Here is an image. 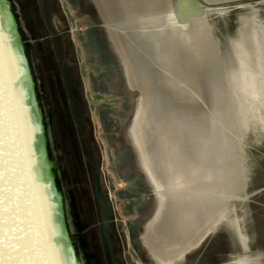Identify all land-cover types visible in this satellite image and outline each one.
Segmentation results:
<instances>
[{
    "label": "water",
    "instance_id": "1",
    "mask_svg": "<svg viewBox=\"0 0 264 264\" xmlns=\"http://www.w3.org/2000/svg\"><path fill=\"white\" fill-rule=\"evenodd\" d=\"M88 1L134 93L158 195L147 245L181 254L220 231L224 264H264V0ZM53 12L0 0L6 217L24 237L5 264H125Z\"/></svg>",
    "mask_w": 264,
    "mask_h": 264
},
{
    "label": "rangeland",
    "instance_id": "2",
    "mask_svg": "<svg viewBox=\"0 0 264 264\" xmlns=\"http://www.w3.org/2000/svg\"><path fill=\"white\" fill-rule=\"evenodd\" d=\"M82 2L85 3V0ZM56 3L64 19L68 20L69 17L75 27L78 47L72 40V33L61 34L73 59L98 168L124 262L169 264L188 249L181 254H162L147 245L143 237L147 223L156 212L158 195L130 136L129 125L135 109L134 93L124 80L121 62L109 41L103 40L105 45L99 39L95 41L103 45L105 54L100 58L98 45H94L93 39H87L88 32L100 37L92 26L102 25L90 4L86 2V7L79 11L78 0H69L67 10L60 1ZM67 11L69 15H65ZM86 14L91 21L85 17ZM79 55L82 59L77 57ZM194 246L171 264L224 262L227 242L222 232H211L198 246ZM151 252L158 260L152 257Z\"/></svg>",
    "mask_w": 264,
    "mask_h": 264
},
{
    "label": "snow or ice",
    "instance_id": "3",
    "mask_svg": "<svg viewBox=\"0 0 264 264\" xmlns=\"http://www.w3.org/2000/svg\"><path fill=\"white\" fill-rule=\"evenodd\" d=\"M3 18L0 17V71L3 68ZM3 104L2 97H0V264H5V256L9 249L13 252L21 250L24 237L15 234V229L7 226L8 217H6V196H5V176L3 171L4 166V119H3ZM26 250V249H25ZM9 259H16L15 257H8ZM23 264V261H20Z\"/></svg>",
    "mask_w": 264,
    "mask_h": 264
},
{
    "label": "crops",
    "instance_id": "4",
    "mask_svg": "<svg viewBox=\"0 0 264 264\" xmlns=\"http://www.w3.org/2000/svg\"><path fill=\"white\" fill-rule=\"evenodd\" d=\"M50 1V4H51V7H52V11H54L53 12V14H54V17H55V20H56V22H57V24H58V28L60 29V31H61V33L62 34H70V33H72L73 35H72V40L74 41V43H75V45H76V47H78V45H77V39L75 38V35H74V32H75V27H74V24L70 21V19H69V17H67L68 18V20H65L66 18L63 16L64 14H62L61 13V10H60V7L57 5V1H60V3L62 4V6H65L64 7V9L65 10H67L68 9V6L70 5L69 3H68V1L69 0H49ZM83 1V0H82ZM81 0H78V10L79 11H81V9H84L86 6H85V4H86V2H87V4H89V2L87 1V0H85V3L84 2H82ZM64 10V11H65ZM65 15H69V13H68V11H67V14H65ZM85 17L86 18H88V19H90V21H91V18L88 16V14H86L85 15ZM65 18V19H64ZM92 28H95V32H97V34H99V36L100 37H96V35H94L93 33H91V32H88V35H87V39L88 40H91L92 41V39H93V41L92 42H94V45H98L97 44V42L95 43V41L97 40L98 41V39H99V42L101 41L102 42V44L103 45H105V42H107L108 41V39H107V36H106V33H105V31H104V28H103V26L102 25H99V26H92ZM90 31V30H89ZM96 37V38H95ZM103 40H105V42H103ZM79 41V40H78ZM89 42V41H88ZM98 42V43H99ZM102 45V46H103ZM101 46V44H99L98 46H97V48H98V52H99V56H100V58H102V57H104V49H103V47ZM79 59H82L81 57H80V55L79 56H77ZM99 58V57H98ZM211 253H214V251H210ZM224 262L222 261V262H220V264H223Z\"/></svg>",
    "mask_w": 264,
    "mask_h": 264
},
{
    "label": "bare ground",
    "instance_id": "5",
    "mask_svg": "<svg viewBox=\"0 0 264 264\" xmlns=\"http://www.w3.org/2000/svg\"><path fill=\"white\" fill-rule=\"evenodd\" d=\"M134 146L136 147V149L138 150V148H137V144H136V142L134 141ZM142 162V161H141ZM143 164V163H142ZM143 167H144V165H143ZM145 169V168H144ZM145 171H146V169H145ZM147 172V171H146ZM147 175H148V177H149V179H150V181L152 182V184H153V186H154V188H155V184L153 183V181H152V179L150 178V176H149V173L147 172ZM155 190H156V188H155ZM157 192V191H156ZM148 224V223H147ZM212 232H214V231H212ZM209 233H211V232H208V233H206L205 234V236L201 239V241L198 243V245L204 240V238L206 237V235H208ZM198 245H196V246H198ZM196 246H194V247H196ZM191 249V248H190ZM189 250V249H188ZM187 250V251H188ZM186 251V252H187ZM186 252H184L182 255H180V256H177L176 258H174L169 264H171V263H173L175 260H177V258L179 259V258H181ZM151 254H152V257L155 259L156 257H154V254H153V252H151ZM157 259V258H156ZM155 259V260H156ZM158 260V259H157Z\"/></svg>",
    "mask_w": 264,
    "mask_h": 264
}]
</instances>
